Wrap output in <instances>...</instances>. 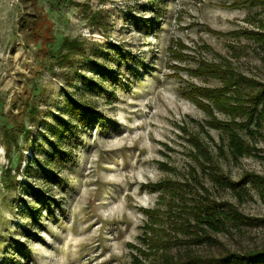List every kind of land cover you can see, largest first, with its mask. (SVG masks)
<instances>
[{"label":"rangeland","instance_id":"obj_1","mask_svg":"<svg viewBox=\"0 0 264 264\" xmlns=\"http://www.w3.org/2000/svg\"><path fill=\"white\" fill-rule=\"evenodd\" d=\"M260 1L0 0V264L264 249Z\"/></svg>","mask_w":264,"mask_h":264},{"label":"trees","instance_id":"obj_2","mask_svg":"<svg viewBox=\"0 0 264 264\" xmlns=\"http://www.w3.org/2000/svg\"><path fill=\"white\" fill-rule=\"evenodd\" d=\"M260 3H262V0L260 1ZM96 65H98L97 67H99V64ZM106 69L108 70V68ZM105 73H107L108 76L111 77L109 72L105 71ZM69 106L71 107L70 110L72 115L76 116L79 123L82 125H86L91 119H96L94 114L90 112L91 110L89 108L83 106L81 103L73 102L71 98H69ZM58 123V131L56 132V134L53 132L57 137L56 141L65 140L71 134V128L67 124V122L58 120ZM49 143L50 150L47 152L48 160H50V157H52V161H56L57 158H61L64 156V154L60 150H58V147L54 144V142ZM41 167L42 165L39 166V168ZM41 171L46 177L50 176L49 173L45 170H42V168ZM8 183H11V181L9 180ZM205 264H264V249L248 251L233 256L224 255L216 259H208Z\"/></svg>","mask_w":264,"mask_h":264}]
</instances>
